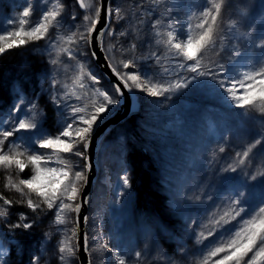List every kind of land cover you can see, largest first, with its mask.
<instances>
[{"label":"snow or ice","instance_id":"obj_1","mask_svg":"<svg viewBox=\"0 0 264 264\" xmlns=\"http://www.w3.org/2000/svg\"><path fill=\"white\" fill-rule=\"evenodd\" d=\"M145 2L146 0H135V6L143 8ZM161 2L162 0H152V7L146 10L147 14L158 13ZM240 3L242 7H248L245 0H240ZM76 4L84 10L81 21H77V14L72 6H66L60 0H55V3L40 0L39 5H35L33 0H26L25 6L17 16L0 21V57L13 49L26 47L29 43L41 40H45L46 45L43 52L37 53L38 56L51 57L57 47V40L74 45L59 48L58 55L77 63L80 71L74 83L80 89L89 88L95 96L90 107L76 106L70 102L67 85L56 89L60 82L55 78L49 80L51 71L45 67L37 77L43 75L49 82V89L41 88L40 94H47L48 102L57 115V130L51 132L46 126L50 117L43 109L38 108L39 95L25 101L23 84L17 93L19 102L13 104L6 112L0 113V168L8 173L6 187L14 188L20 193L21 200L17 203L26 205L34 214L32 219H29L28 214L20 212L17 221L13 222L9 211L13 201L0 196V201L7 206L0 207L3 226L9 232L19 229L22 236L30 237L32 230L39 226L40 215L46 210L55 209L53 224L57 226L68 223L64 213L74 212L75 228L66 230L57 227V231L64 238L56 245V259L58 264H69L70 260L76 258L79 264V242L72 245L70 237L65 233L70 231L71 236H77L81 223L80 213L91 202L89 194L81 193L78 185L83 182L84 187H88L85 173L90 174L93 170L92 150L96 146L94 139L98 136V130L124 110L125 105L128 106V114L135 115L148 102L149 97L164 101L172 100L173 95L177 93L180 94L177 96L179 99L186 93L203 92L222 99L230 108L239 109L232 112L237 126H242L246 117L255 119L249 115L251 110L258 111L262 117L259 121L261 129L254 142L244 151H237L227 166L217 169L224 174L220 180L231 195L222 214L215 218L213 213L207 217V223L202 225L204 228L211 225L208 237L215 235L217 231L221 235L201 251L203 259L200 264H260V260L264 259V173L250 174L245 171L244 166L252 150L264 143V28L255 35L246 36L249 43L241 54L239 48L234 45L229 47L224 43L225 39H239L234 35L233 29L240 21L230 18L235 0H192L191 3L180 0V3L172 4L171 7L185 13L182 18L184 22L181 23L180 18L172 19L169 14L172 22L165 25L169 29L165 34L159 30L163 14H158L151 22V30L156 37V44H163L176 59L174 66L191 75L170 73L166 67L161 71H150L147 69L160 64L161 57L157 56L155 51L141 57L133 55L127 59L123 58L126 53H135V40L139 37L133 32V38H129V31L124 27L127 17L122 14L120 0H116L115 4L114 0H94L90 4H86L85 0H76ZM167 7L165 4V8ZM255 7L259 9V14L251 17V23L247 25L249 33L253 32L257 20L264 25V2ZM38 8L41 9L40 14L33 19ZM180 12L175 13V16L179 17ZM102 14L104 23L100 25ZM144 15V12L140 13L141 17ZM239 15L249 17L246 11H241ZM194 18L195 24L192 22ZM121 21L124 24H121ZM143 22L141 18L139 23ZM114 25H119L120 30ZM62 28L67 29L70 34L57 35ZM50 29H55L51 36ZM106 35L115 37L117 43L106 47ZM121 37L125 38L127 46L119 43ZM150 43V40L143 41L141 46L148 47ZM98 50L103 54V65L96 63V67L107 66L116 77L115 83L109 80L111 87L108 89L98 87L102 80L108 79L105 73H97L91 69L87 73L84 71L85 63L82 61L87 58L89 65L98 62ZM209 51L214 52L220 59L210 60L205 64L204 54ZM222 52L226 54L221 56ZM116 54L121 58L114 64ZM148 61H154V65H149ZM142 62L145 64V70L141 69ZM62 63L59 58L47 59L50 66ZM128 69L132 70L127 71ZM169 75H175L177 78L174 81L169 80ZM85 80L88 81L87 84ZM141 93L145 95L142 96ZM137 104L140 105L139 108ZM224 151L223 147L219 148V152ZM257 155L264 156V150ZM53 156L57 158L56 161H53ZM73 157L79 159L73 161ZM53 164L61 166H50ZM130 167L131 165H126L124 174L118 176L121 187L129 190V200L131 189L134 187V181L129 175ZM26 170L30 175L14 182L13 171L19 175ZM118 194L124 196L125 192ZM196 199L199 200V197ZM208 199L211 200L212 197L209 196ZM188 200L191 201V197ZM192 210L191 203L186 204L183 209L178 205L175 210L169 209L172 215L178 217L174 224H179L180 219ZM88 222L89 217L83 216V223ZM233 223L235 226L229 229L228 225ZM167 231V227L158 226V235ZM184 231H188L187 228H184ZM193 235L198 244L203 243L201 238H207L204 231ZM98 236L103 237L102 228ZM167 238L177 245V252L183 251V240L175 230ZM51 239V233H44L46 242ZM82 239L83 250L89 257L88 264H92L93 252H99L100 264H144L142 251L129 254L128 249L122 248L119 243L113 245L108 240L99 243L96 237L92 238L96 246L90 249L89 233L86 231L83 232ZM26 243L27 240H17L15 235L0 234V264H8L5 259L8 257V246L24 255L27 251ZM153 243L155 247V239ZM42 247L46 248V244ZM40 260L41 256H29L28 264H39ZM170 264L175 262L170 261Z\"/></svg>","mask_w":264,"mask_h":264},{"label":"rangeland","instance_id":"obj_2","mask_svg":"<svg viewBox=\"0 0 264 264\" xmlns=\"http://www.w3.org/2000/svg\"><path fill=\"white\" fill-rule=\"evenodd\" d=\"M60 2L64 3L66 6L71 5L72 9H74L77 14V21H81L84 10L76 4V0H60ZM93 2L94 0H85L86 4ZM115 2L116 0H114V4ZM120 2L124 11L127 7H130L134 14L132 18L127 19L126 24H124L123 21H121V24H124L129 34L132 35L133 32H135V36L139 37V39L135 40L137 43L135 53H126L123 58L127 59L133 55L135 57H141L148 55L151 51H155L157 56L161 57L160 64L154 65V61H148L147 63L149 65H154V67L147 70L161 71L166 67L169 69L170 73L191 75V73L182 72L180 68L174 66L177 63L176 59L167 51V48L163 44H156V37L152 34L151 30V22L157 18L158 14H163L161 17L162 24L159 30L165 34L169 30L165 25L171 23L172 19L180 18L181 23L184 22L182 18L185 13L180 12L178 8L171 7L172 4L180 3V0H162L158 6V13L153 12L151 15H148L146 10L152 7V0H146L143 8H137L135 6V0H120ZM186 2L191 3L192 0H186ZM262 2H264V0H245L248 7L244 8L240 0H235V6L231 10L230 18L240 21L236 28L233 29L234 35L239 37V39H232L229 41V47L234 45L240 49L241 54H243L245 46L249 43L246 36L250 34L255 35L264 28V25H262L259 20H257L252 33H249L247 27V25L251 23V17L258 16L259 14V9L255 7V5H259ZM33 3L39 5L40 0H33ZM50 3H55V0H50ZM25 4L26 0H0V21L17 16ZM165 4L168 5L167 8H165ZM40 11L41 9L38 8L33 19L40 14ZM241 11L248 12L249 17H241L239 15ZM141 12L145 13L143 17L140 16ZM177 12H180L179 17L175 16ZM169 14H171L172 19L169 18ZM141 18L144 20L143 24L139 23ZM192 22L193 24L196 23L195 18ZM114 27H116L118 31L120 30L119 25H114ZM53 32H55V29H50L49 35L51 36ZM59 34L68 35L70 32L62 28L60 32L57 33V35ZM121 39L125 38L121 37L119 43ZM149 40L151 43L148 47L141 46L143 41ZM111 43H117L116 38L107 36L106 47ZM45 45L46 41L41 40L36 43H29L26 47L16 48L21 49V51H18V54L11 55V52L5 54L8 61H12L13 58V61L15 60L16 62H11L12 68L7 69L6 67L3 75H0L1 83L7 85L10 90L8 102H4V100L0 98V113L6 112L13 104L19 102L17 93L21 84H23L26 92L25 101L38 95L41 98L40 89L43 88L44 90H48L49 82L45 79L40 81L37 78V83L35 84L34 80H36L37 73H40L45 67H48L51 71V75L48 79L51 80L55 78L60 82L56 85V89H60L62 85H67L66 91L69 93L71 103L78 107H84L86 105L90 107L95 100V96L89 88L80 89L79 86L74 83L80 71L77 63L67 60L62 55H58L59 48L74 47V45H69L64 41L57 40V47L53 50L51 57L38 56L37 53L43 52ZM138 50H140L141 54H139ZM211 54L215 55L212 51L204 54L205 64L210 60H218L209 57ZM5 56H3V58ZM1 58L2 57H0V60ZM50 58H59L63 63L57 66H50L47 64V59ZM120 58V55L116 54L113 63L116 64ZM33 62L35 67L31 69L30 65ZM82 62L85 63V73L90 69L97 73L100 72L95 62L89 65L87 63V58ZM36 63L38 65H36ZM141 69L145 70V64L143 62L141 63ZM131 70L132 69H128L127 71ZM176 78L177 76L175 75L168 76L169 80L174 81ZM85 83L87 84L88 81L85 80ZM98 87L108 89L111 87V84L104 79ZM56 89H53V91ZM192 94L193 93H186L177 99V96L180 95L177 93L173 95L172 100L164 101L149 97L148 102L143 106L142 112L136 115L138 116L136 118V123L133 124L131 121H128L119 125L114 132L105 139L99 154V160L102 165L101 178L95 189L89 211L87 232L89 233L90 249L96 246V243H94L92 239L96 237L99 243L104 242V240H108L113 245L119 243L122 248L128 249L129 254L133 251H142L144 264H149V262L155 261L158 257L174 261L175 264H200L203 259L201 251L205 246L211 244L221 235V233L217 231L215 235L208 237V231L211 229V225L208 228L202 227L203 224L207 223V217L212 216L214 211L218 209L217 206H219V208H224L222 206L224 204L223 201H227L231 195L226 188L221 191V188L225 186L222 184L220 177L224 174L218 172L217 169L227 166V164L232 162L237 151H244L254 142L261 129L259 121L262 114L256 110H251L249 115L250 117H255V119L246 117L244 118L243 125L237 126L232 112L239 111V109L230 108L222 99H218L215 96H210L203 92L197 93V98L195 100L191 98ZM44 95L48 99L47 94ZM141 95L143 96L145 94L141 93ZM76 97H81L82 99L77 100ZM38 108L44 110V107L40 105V100ZM151 114L158 115V119L155 123L150 120ZM179 114L183 115L176 117ZM49 130L55 132L57 130V124ZM160 133L168 137L161 139L159 137ZM127 134L131 142H127ZM178 136L184 141V148H182V152L184 153L181 155V159L178 160L177 164L172 165V155L175 152L174 145L176 144ZM134 141H138L143 146H148L151 144V141H155L151 147L153 152L151 156L153 160L151 169L155 184L164 195L165 218H162L158 212L152 209L137 205L134 187L131 189L132 193L130 200L127 197V191L129 190L121 187V181L118 179V176L124 174L125 166L127 165L125 162V149L126 146ZM220 147L225 149L223 153L219 152ZM255 149L256 148L250 153L249 160L245 162L244 169L250 174L264 173V163L262 168L258 167L259 164H253L251 155L254 153L255 156ZM262 149L264 150V144ZM214 152L220 153V156L223 157L222 161L217 164H215L212 159V154ZM255 158L257 160L261 158L264 159V156L260 157L257 155ZM52 159L56 161L57 158L53 156ZM72 159L76 161L79 158L73 157ZM82 163L83 162H81V166ZM50 166L61 165L53 164ZM7 175L8 173L0 168V193H7L10 200L18 207L17 211L10 210L13 206L9 208L10 218H13L14 221L16 217H18V214L22 212L21 209H26V205L17 203L21 200L20 193L14 188L6 187ZM12 175L14 182H18L20 178L28 177L30 172L26 170L24 173L17 175L13 171ZM129 175L134 179V173L131 167L129 168ZM78 186L80 187V191H82L83 182H80ZM121 191L125 192L124 196L118 194ZM219 193L220 195L218 197ZM209 196L212 197L211 200L208 199ZM189 197H191V201L188 200ZM196 197H199V200H197ZM215 199H217V201H215ZM77 201H79V197ZM188 203H191L193 210L186 213L184 218L180 219L179 224H174L173 222L177 220L178 217L172 215L169 209L175 210L177 205L183 209ZM0 207L7 206L3 205V202L0 201ZM54 213L55 209L50 211L51 219L49 220L48 227L44 228L45 230L38 229V227L34 228V230H32V235L29 237L32 238L33 236L32 240L34 242L38 240V237L41 238L42 244L39 243L41 246L37 249V252L43 251V254L48 255L49 259L50 257H56V245L60 239L64 238V236L57 231V227L66 230H71L76 227L74 222L76 214L74 212L64 213L68 223L58 226L53 224ZM220 214L222 213H218L215 218H218ZM191 221H196V223H191ZM2 222L3 220L0 219V224ZM158 226L167 227L168 231L158 235ZM101 228L103 229V237L98 236V232ZM184 228H187L188 231H184ZM192 228L194 231H192ZM173 230H175L177 235L183 240V251L181 252H177V245L167 238ZM200 231H204L205 237H207L206 239L201 238L203 240L202 244H198L193 235V233L198 235ZM11 233L12 232H9V230L3 226V223L0 225V234L4 236L15 235ZM44 233H51V241L46 242L44 240ZM65 235L70 237L72 245L77 244L78 234L77 236H71L70 231H68ZM15 237L18 240L16 235ZM159 237L165 238L168 245L167 247H164L158 242ZM188 237H192V240H189ZM154 239L155 247L153 243ZM168 243H171L170 246ZM44 244H46V248L42 247ZM34 245H32V247H34ZM197 245L200 247L197 248ZM8 247L10 252L11 246ZM16 251L19 252L18 250ZM105 255L109 256L110 254ZM77 257L79 260L78 252ZM91 258L92 264H100L99 252H93ZM5 259L7 260L8 257ZM47 259L48 257L44 262ZM69 264H77L76 258L70 260ZM260 264H264V259L260 260Z\"/></svg>","mask_w":264,"mask_h":264},{"label":"trees","instance_id":"obj_3","mask_svg":"<svg viewBox=\"0 0 264 264\" xmlns=\"http://www.w3.org/2000/svg\"><path fill=\"white\" fill-rule=\"evenodd\" d=\"M123 14L126 15L127 19H130V18H132V16H134L133 10L130 7H127L125 9V11L123 10ZM129 38H133V36L130 34ZM120 43L125 44V46H127V41L125 39H121ZM224 43L227 46H229V44H230L228 39H225ZM105 46H106V42H105ZM13 50H12L13 53H12V51H10L11 55L12 54H18V51H21V49H13ZM226 51H227V49H226ZM138 52H139V54H141L140 50H138ZM225 54H226V52H222L221 56H224ZM209 57H212V59H214V58L220 59V57H217V56L212 55V54ZM11 62L14 63L16 61L15 60L13 61V58H12V61H8V58L6 59V56L4 58L3 57L1 58V60H0V75L1 76L3 75V72H4L6 67H7V69L12 68ZM39 64H40V61H39ZM36 65H38V64L36 63ZM30 67H31V69H33L35 67L34 62L30 65ZM39 67H40V65H39ZM37 74H39V73H37ZM37 78L40 81L44 80L43 75H39L38 77L36 76V80H34L35 84L37 83ZM9 92H10V90L8 89V86L2 84L0 81V98H2L4 100V102H8ZM191 98L195 100L197 98V93H195V94L193 93L191 95ZM40 105L42 107H44L43 111L46 112L48 114V116L50 117L48 124L46 125L50 129L56 124L57 115L54 113L52 105L48 102V99L45 95L41 96ZM181 115H183V114H179L176 117L181 116ZM137 117L138 116L135 115L129 121H131L134 124V123H136ZM157 119H158V115L151 114L150 120L152 122L155 123V121ZM162 133L159 134L160 135L159 137L161 139L168 137L167 135H164V134L161 135ZM127 142H131L128 134H127ZM154 143H155V141H151L150 145L143 146L138 141H134L130 145L126 146L125 153H124L126 155L125 162L127 165H131V169L133 170V173H134L133 181H134V189L136 192L135 201L137 200V202H136L137 205L152 209V210L158 212L162 218H165L166 214L164 213V211H165L164 195H163L162 191L156 186L155 181H154V177H153V173H152V169H151V166L153 165L152 164L153 160L151 157L153 155V152L151 150V147H152V144H154ZM263 144L264 143H262L261 145L256 147L255 156H257V154L260 153L261 150H263L262 149ZM174 148H175V152L173 153L172 160H171L172 165H176L178 160L181 159V155L184 153V152H182V148H184V141L181 140V138L179 136L177 137V141H176V144L174 145ZM251 156L253 158V164H259L258 167L262 168L263 163H264V159L261 158V159L257 160L254 156V153ZM260 157H263V156H260ZM212 159L214 160V163L217 164L220 161H222L223 157L220 156V153L214 152L212 154ZM213 167H214V165H213ZM192 172H194V171H192ZM224 188L225 187H222L221 191ZM219 195H220V193L218 194V197H219ZM0 196H3L6 199H10V197L7 193L2 192V193H0ZM217 199H215V201H217ZM223 202H224V204L222 206L225 207V204L227 201H223ZM12 206H13V208L10 210H16V211L18 210V207H16L14 203L10 207H12ZM217 208L218 209H216L214 211L215 217L217 216L218 213H222V211L224 210V208H219V207H217ZM21 211L28 214L29 219H32L34 214L31 213L30 209H28L26 207V209L22 208ZM50 219H51L50 211L46 210L45 213L41 214L39 217L38 229L45 230L44 228L48 227V223H49ZM11 220L13 221V218ZM16 221H17V217L13 222H16ZM234 226L235 225L233 223V224L228 225V228L231 229ZM3 231H6V230H3ZM192 231H194L193 228H192ZM20 232H21V230L17 229V230H15V232H12V233H14L17 236L18 240H27V243L25 245L27 251L24 255H21L20 252H17L15 249L10 248V252L8 255V259H7L8 264H28V257L29 256H41V260H40L39 264H58L56 257H50V259H49L48 255L43 254V251L37 252L38 251L37 249L41 246L40 244H42V240L40 237H38V240L36 242H34L32 240L33 236H32V238L25 237V236H22L20 234ZM188 239L192 240V237H188ZM158 242L161 245H163L164 247L168 246L164 237H159ZM34 243H35V245H34ZM168 244L170 246L171 243H168ZM32 245H34V247H32ZM199 247L200 246L197 245V248H199ZM47 257H48V259L44 262V260ZM151 264H170V261L168 259H161L158 257L155 261H152Z\"/></svg>","mask_w":264,"mask_h":264},{"label":"water","instance_id":"obj_4","mask_svg":"<svg viewBox=\"0 0 264 264\" xmlns=\"http://www.w3.org/2000/svg\"><path fill=\"white\" fill-rule=\"evenodd\" d=\"M104 23V18H103V14L100 17V25H103ZM107 36V35H106ZM106 36L104 38V44H105V40H106ZM93 47H95V42H94V38H93ZM97 55L100 57V60L98 62L95 63H99L101 65H103V54L101 52H99V50L97 51ZM99 70L103 73H105L108 77V79H106L108 82L109 80L111 81V83H115L116 81V77L114 75L111 74L110 70L108 69L107 66H104L102 68H99ZM127 95V93H126ZM137 107L139 108L140 105L137 104ZM143 108V107H142ZM142 108H140V110L136 113L139 114L142 111ZM135 114V115H136ZM134 115H129L128 114V106L125 105L124 110H122L120 113L117 114V116L113 117L112 119L108 120L104 127L98 130V136L97 138L94 139V143H95V148L92 150V163H93V170L92 172L86 173V177L88 180V187L85 188L83 185L82 191L81 193H88L89 196L91 197V202H92V198H93V194L96 188V185L98 183V180L100 178V173H101V169H102V165L101 162L99 160V152L100 149L103 145L104 140L106 139V137L120 124L125 123L127 120H129L131 117H133ZM80 199V198H79ZM91 202L89 205L85 206L84 209H82L81 213H80V217H81V223L79 225V236H78V240L77 243L79 242V251H78V255H79V261L80 264H88V255L84 252L83 250V232H87V224L83 223V216H88L89 214V209L91 206Z\"/></svg>","mask_w":264,"mask_h":264},{"label":"bare ground","instance_id":"obj_5","mask_svg":"<svg viewBox=\"0 0 264 264\" xmlns=\"http://www.w3.org/2000/svg\"><path fill=\"white\" fill-rule=\"evenodd\" d=\"M135 116V115H134ZM136 202H137V200H136ZM91 207V206H90ZM89 211H90V209H89ZM88 217H89V214H88ZM89 224V223H88ZM87 227H88V225H87ZM78 236H79V231H78ZM77 240H78V237H77Z\"/></svg>","mask_w":264,"mask_h":264}]
</instances>
